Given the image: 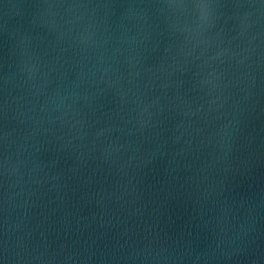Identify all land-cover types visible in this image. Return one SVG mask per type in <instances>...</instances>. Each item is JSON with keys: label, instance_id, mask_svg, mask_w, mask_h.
Segmentation results:
<instances>
[{"label": "water", "instance_id": "95a60500", "mask_svg": "<svg viewBox=\"0 0 264 264\" xmlns=\"http://www.w3.org/2000/svg\"><path fill=\"white\" fill-rule=\"evenodd\" d=\"M0 264H264V0H0Z\"/></svg>", "mask_w": 264, "mask_h": 264}]
</instances>
